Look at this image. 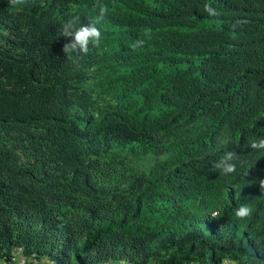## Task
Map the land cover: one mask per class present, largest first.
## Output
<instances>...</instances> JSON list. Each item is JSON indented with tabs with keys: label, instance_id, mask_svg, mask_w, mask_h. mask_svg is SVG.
<instances>
[{
	"label": "trees",
	"instance_id": "16d2710c",
	"mask_svg": "<svg viewBox=\"0 0 264 264\" xmlns=\"http://www.w3.org/2000/svg\"><path fill=\"white\" fill-rule=\"evenodd\" d=\"M262 139L264 0H0L4 264H264Z\"/></svg>",
	"mask_w": 264,
	"mask_h": 264
},
{
	"label": "clouds",
	"instance_id": "9594fccd",
	"mask_svg": "<svg viewBox=\"0 0 264 264\" xmlns=\"http://www.w3.org/2000/svg\"><path fill=\"white\" fill-rule=\"evenodd\" d=\"M14 4L22 3L23 0H12ZM205 10L210 15H218L212 8L209 6H205ZM105 9H101V15H103ZM79 22V17H74L66 22L63 29V35L65 37H71L72 40L70 43H67L63 46L62 51L65 54L68 53H78V54H87L89 52V44L91 43L93 46H96L100 42V31L94 25H81L77 27ZM253 148H264V139L259 142H254L251 145ZM235 154L232 152H228L225 154L221 160L214 165V167L222 169L225 174H231L235 172L236 166L233 161ZM261 186H264V180L261 181ZM252 208L247 205H242L235 213L237 218L244 219L250 217L252 215ZM216 215V213H214ZM0 264H4L2 260H0ZM12 264H37L32 260H28L23 256L15 257L12 260ZM123 264V262H121Z\"/></svg>",
	"mask_w": 264,
	"mask_h": 264
},
{
	"label": "rangeland",
	"instance_id": "374dc122",
	"mask_svg": "<svg viewBox=\"0 0 264 264\" xmlns=\"http://www.w3.org/2000/svg\"><path fill=\"white\" fill-rule=\"evenodd\" d=\"M48 261V264H55V259L53 257H47L45 258V260L43 261L44 264H46V262Z\"/></svg>",
	"mask_w": 264,
	"mask_h": 264
}]
</instances>
